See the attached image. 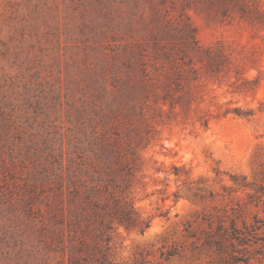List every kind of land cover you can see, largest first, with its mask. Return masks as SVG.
Listing matches in <instances>:
<instances>
[{
  "label": "rangeland",
  "instance_id": "1",
  "mask_svg": "<svg viewBox=\"0 0 264 264\" xmlns=\"http://www.w3.org/2000/svg\"><path fill=\"white\" fill-rule=\"evenodd\" d=\"M94 127L138 147L116 264H264V0H0V264L88 209Z\"/></svg>",
  "mask_w": 264,
  "mask_h": 264
},
{
  "label": "trees",
  "instance_id": "2",
  "mask_svg": "<svg viewBox=\"0 0 264 264\" xmlns=\"http://www.w3.org/2000/svg\"><path fill=\"white\" fill-rule=\"evenodd\" d=\"M92 132L90 149L95 159L83 165L93 181L92 185L84 184L89 207H70L69 221L63 211L51 209L50 219L34 233L32 264H116L117 229L139 227L144 231L148 227V223H139L135 208L118 189L119 178L134 172L138 147L131 139L108 136L97 127Z\"/></svg>",
  "mask_w": 264,
  "mask_h": 264
}]
</instances>
